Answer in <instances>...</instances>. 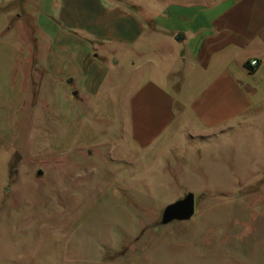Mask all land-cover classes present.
Masks as SVG:
<instances>
[{
    "label": "rangeland",
    "instance_id": "obj_1",
    "mask_svg": "<svg viewBox=\"0 0 264 264\" xmlns=\"http://www.w3.org/2000/svg\"><path fill=\"white\" fill-rule=\"evenodd\" d=\"M62 8L0 0V264H264V113L209 131L181 102L140 146L123 98L158 58L117 70ZM186 193L193 217L161 224Z\"/></svg>",
    "mask_w": 264,
    "mask_h": 264
},
{
    "label": "crops",
    "instance_id": "obj_2",
    "mask_svg": "<svg viewBox=\"0 0 264 264\" xmlns=\"http://www.w3.org/2000/svg\"><path fill=\"white\" fill-rule=\"evenodd\" d=\"M61 1L62 25L99 43L117 70L125 60L134 67L139 57L158 58L159 64L145 58L135 67L152 65L123 98L131 137L140 146L176 124L181 102L183 122L197 119L209 131L264 113V0H116L115 9L103 5L96 16L95 5L113 0ZM75 92L71 96L79 97Z\"/></svg>",
    "mask_w": 264,
    "mask_h": 264
},
{
    "label": "water",
    "instance_id": "obj_3",
    "mask_svg": "<svg viewBox=\"0 0 264 264\" xmlns=\"http://www.w3.org/2000/svg\"><path fill=\"white\" fill-rule=\"evenodd\" d=\"M73 94L75 95L76 92L74 91ZM37 174L42 175V171H38ZM194 213V195L192 193H186L182 198L168 204L162 210L160 223L169 224L173 221H187L193 217Z\"/></svg>",
    "mask_w": 264,
    "mask_h": 264
},
{
    "label": "built area",
    "instance_id": "obj_4",
    "mask_svg": "<svg viewBox=\"0 0 264 264\" xmlns=\"http://www.w3.org/2000/svg\"><path fill=\"white\" fill-rule=\"evenodd\" d=\"M257 65V61H252V62H250V66L251 67H254V66H256Z\"/></svg>",
    "mask_w": 264,
    "mask_h": 264
},
{
    "label": "trees",
    "instance_id": "obj_5",
    "mask_svg": "<svg viewBox=\"0 0 264 264\" xmlns=\"http://www.w3.org/2000/svg\"><path fill=\"white\" fill-rule=\"evenodd\" d=\"M245 67L251 71V68H250L249 64L246 63Z\"/></svg>",
    "mask_w": 264,
    "mask_h": 264
}]
</instances>
